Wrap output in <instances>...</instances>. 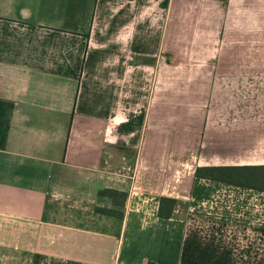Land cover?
I'll return each mask as SVG.
<instances>
[{
  "label": "crops",
  "instance_id": "obj_1",
  "mask_svg": "<svg viewBox=\"0 0 264 264\" xmlns=\"http://www.w3.org/2000/svg\"><path fill=\"white\" fill-rule=\"evenodd\" d=\"M233 60L264 61V0H0V264H264V179L194 174L264 166Z\"/></svg>",
  "mask_w": 264,
  "mask_h": 264
},
{
  "label": "trees",
  "instance_id": "obj_2",
  "mask_svg": "<svg viewBox=\"0 0 264 264\" xmlns=\"http://www.w3.org/2000/svg\"><path fill=\"white\" fill-rule=\"evenodd\" d=\"M195 177H204L209 179L221 180L243 185H256V181H263L264 179V166L259 167H203L195 170ZM261 187V186H260ZM101 195L108 196L112 200L116 195H123L122 192L106 188L100 191ZM174 204V199L162 197L160 199L159 214H169L170 206ZM163 206L168 209H162ZM97 212L105 214L116 213V210L105 207H96ZM167 211V212H166Z\"/></svg>",
  "mask_w": 264,
  "mask_h": 264
},
{
  "label": "rangeland",
  "instance_id": "obj_3",
  "mask_svg": "<svg viewBox=\"0 0 264 264\" xmlns=\"http://www.w3.org/2000/svg\"><path fill=\"white\" fill-rule=\"evenodd\" d=\"M218 67L219 68H237V67L238 68H264V61H261V60H253V61H241V60L235 61V60H233V61H224V62L222 61V62H219ZM189 158H190V164L193 165L192 158L191 157H189ZM195 163L196 164L198 163L197 158L195 159ZM195 163H194V165H195ZM199 164H203V163L201 162ZM61 178H62L63 185H61V189H60L61 190V194L59 197L60 202L57 204V210H59L60 212H62L65 215H69L70 211L73 212L76 210V208L74 207L75 201L69 195L70 190H71L69 188V184H70L69 182H70V179H72V178L70 177V174H67V173H62ZM120 200H121V195H116L113 198L114 203H117ZM86 206H87V209L89 211H91V208L88 207V205H86V203H84V205H83V207H84L83 210L87 211ZM95 209H96V207H95ZM67 218H69V217H67Z\"/></svg>",
  "mask_w": 264,
  "mask_h": 264
},
{
  "label": "built area",
  "instance_id": "obj_4",
  "mask_svg": "<svg viewBox=\"0 0 264 264\" xmlns=\"http://www.w3.org/2000/svg\"><path fill=\"white\" fill-rule=\"evenodd\" d=\"M144 264H150L149 262H146V263H144Z\"/></svg>",
  "mask_w": 264,
  "mask_h": 264
}]
</instances>
